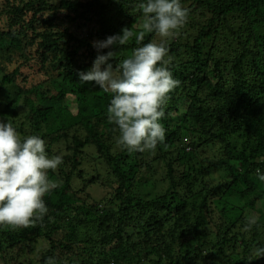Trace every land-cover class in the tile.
Here are the masks:
<instances>
[{
	"label": "trees",
	"instance_id": "trees-1",
	"mask_svg": "<svg viewBox=\"0 0 264 264\" xmlns=\"http://www.w3.org/2000/svg\"><path fill=\"white\" fill-rule=\"evenodd\" d=\"M140 2L0 0V23L11 21L8 31L0 28V120L11 121L21 138L40 136L49 156L63 158L59 185L43 198V221L0 227V256L15 248L24 256L29 241L42 240L49 251L28 264L49 257L57 264H264L253 256L264 247V223L243 231L244 210L233 206L243 198L264 202L257 189L264 185L257 174H264V0H181L195 32L183 27L166 42L168 68L180 84L160 121L165 140L158 151L129 153L116 145L115 125L107 120L113 94L95 82L81 84L78 73L90 71L97 57L92 41L143 19ZM154 38L149 33L140 45L133 39L100 54L116 51L118 63ZM16 55L28 63L14 66ZM39 58L49 75L37 71ZM32 71L35 79L27 75ZM67 97L75 113L65 106ZM183 109V119L173 123ZM90 147L96 151L91 169ZM144 165L151 179L134 190ZM48 174L52 179L56 172ZM215 174L219 187L211 183ZM104 181L112 188L105 198L85 194ZM215 205L220 225L212 220ZM110 218L116 223L108 224Z\"/></svg>",
	"mask_w": 264,
	"mask_h": 264
},
{
	"label": "clouds",
	"instance_id": "clouds-1",
	"mask_svg": "<svg viewBox=\"0 0 264 264\" xmlns=\"http://www.w3.org/2000/svg\"><path fill=\"white\" fill-rule=\"evenodd\" d=\"M137 8L143 14L138 31L123 27L118 34L92 41L97 57L90 71L78 73L81 84L95 82L99 89L113 94L107 120L118 132L116 145L129 153L154 151L165 140L166 130L160 121L170 93L180 84L168 68L171 57L165 41L178 33L189 14L181 0H142ZM149 33H154L159 42L134 48L115 68L108 61L117 57L116 51L100 54L103 49L120 48L133 39L140 45ZM102 65L106 67L102 69ZM62 163L61 155L49 156L40 136L21 138L11 121L0 120V227L26 229L43 221L48 212L43 198L58 186L48 173ZM257 174L264 181L259 169ZM245 220L243 231L248 232L257 225L258 217L247 216ZM253 256L264 257V247L256 248ZM45 264L57 262L49 257Z\"/></svg>",
	"mask_w": 264,
	"mask_h": 264
},
{
	"label": "rangeland",
	"instance_id": "rangeland-1",
	"mask_svg": "<svg viewBox=\"0 0 264 264\" xmlns=\"http://www.w3.org/2000/svg\"><path fill=\"white\" fill-rule=\"evenodd\" d=\"M141 22H142V19L140 21L134 23L132 25V28L131 29L133 31H138L139 24ZM187 22H188V24L187 25H184L183 27H185V29H187V30H191V31L195 32V27H192V25L194 24V21L188 19ZM10 23H11V21H8L7 19L6 20L3 19V21H1V23H0V28L3 29L4 31H8V28H9V24ZM181 29L178 30V34H180V33L182 34L183 33V30L184 29L183 30H181ZM174 37H176V35ZM169 40H170V38L167 39L165 41V43L168 42ZM132 41H130L129 43H131ZM153 42H159V38L155 36ZM130 55L131 54L126 53V54L122 55V57H121L120 60H123L125 58H128ZM79 59H80V63H83V64H86V63L89 62L88 59H84V60L82 58H79ZM34 62L38 66V70H37L38 72H43L44 71V72L47 73V75H49L48 72H47V70H45L44 67H43V65H42L41 58L33 60V63ZM13 63H14V66H22V65H24V64H26L28 62H27V58H25V57L23 58L21 55H16L14 57V59H13ZM108 63H111L114 68H115V66L117 64V62L115 61V59L109 60ZM101 67L103 69L104 67H106V65H102ZM45 68L47 69V64H45ZM9 69H12V67L9 66ZM42 69H43V71H42ZM48 70L50 71V66L49 65H48ZM28 71L29 70L26 69L25 70V73H28ZM250 71L252 72L254 70L251 69ZM247 73H249V72H247ZM27 75L30 77V79H35L37 77V74H36L35 71H32L30 74H27ZM54 75H56V73H54ZM42 76H44V73H42ZM20 83L23 84L22 81H20ZM73 100L74 99L72 97H67L66 100H65V106H67L68 108H70V110L73 113H75L76 110L74 109L75 104H74V101ZM185 113H186V111H185V109H183L182 110V114L174 115L175 118H172L173 119V123H176L179 119H183ZM173 123H172V125H173ZM82 135H85V132L82 133ZM117 135H118V132L115 131L114 134H113V136H117ZM88 152L90 154L89 155V158L92 159V158H94L96 156V151H95L94 148H92V147L88 148ZM148 154H150V153H148ZM154 154L155 153H153L150 156L146 157V159H151L152 160L153 157H154ZM210 157L211 158H214L215 157V153L213 151H210ZM93 162H94L93 159L90 160V161H86L85 162L86 163V167H88L89 169H91L92 165L94 164ZM58 171H59V168H57L55 170L56 175L55 174H52V177H53L52 180H55L57 182H58V179H57L58 178ZM150 177H151V173H147V168L144 165L143 168H141L139 170V173L137 174V176L135 178V183H133L134 187H132V188L134 190L135 189H138L140 191H143L142 187H140V185H141L140 183L148 180ZM218 177H219V174H217V175L215 174V179H213V181L211 182L216 187H219V178ZM142 184H144V183H142ZM58 185H59V182H58ZM136 185H139V186H136ZM243 188L246 189V187H243ZM257 189H261L262 192H263V194H264V185L258 184V188ZM111 190H112V188L109 185L108 181H104L102 185H98V184H96V185H90V186L86 187V189L84 191H85V194L88 195L90 198L98 201L99 199L105 198L107 192H111ZM158 191H160V190H157L155 192H158ZM257 194L260 195L258 193V191H257ZM236 201L237 202H234L233 203V206L234 207L235 206L236 207H241L244 210V213H243L244 218L247 217V216H256V217H258V222L257 223H259V224H261V222L264 223V202L261 204L260 201L257 200L256 197L250 198V201L252 202L251 205L248 203V200L247 199L245 200L244 198H243V201H240V200H236ZM248 204L250 206L247 207ZM214 209H215V214L213 215V219L212 220L216 221L218 223L217 225H220L221 224L220 221H222V222H224V221H223L222 218H220L219 213H218V209L216 208V205H215ZM110 222L116 223V220L114 218H110L109 221H108V224ZM212 229L213 230H216L217 229V226H214ZM261 237H262V242L264 243V232H262ZM28 243H29L28 244V247L24 251L25 252L24 253V256L23 255L20 256L18 254V252H19L20 249L19 248H15V249H13L11 251H8V253L5 252V254L6 253L7 254L6 255L4 254L5 255V256L3 255L4 257L3 256H0V264H28L31 261H37L38 259H40L43 255H45L49 251V247L50 246L48 245L47 242H44L42 240L37 241L36 243H33V242H30L29 241ZM238 246H239V248H238V252L237 253H241L242 250H243V248L241 247V245H238ZM61 258L64 261H67L66 258H65V256H61ZM2 259L3 260L5 259V261H2Z\"/></svg>",
	"mask_w": 264,
	"mask_h": 264
}]
</instances>
